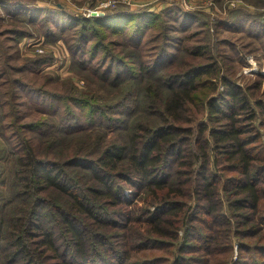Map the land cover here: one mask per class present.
I'll return each instance as SVG.
<instances>
[{"label":"trees","instance_id":"16d2710c","mask_svg":"<svg viewBox=\"0 0 264 264\" xmlns=\"http://www.w3.org/2000/svg\"><path fill=\"white\" fill-rule=\"evenodd\" d=\"M248 1L212 19L0 0L16 49L63 38L62 67L103 89L26 88L14 69L54 56L12 63L0 31V264H264V72L238 81L211 31L255 27L264 59ZM23 86L49 111L23 120Z\"/></svg>","mask_w":264,"mask_h":264},{"label":"rangeland","instance_id":"374dc122","mask_svg":"<svg viewBox=\"0 0 264 264\" xmlns=\"http://www.w3.org/2000/svg\"><path fill=\"white\" fill-rule=\"evenodd\" d=\"M105 1L109 0H37L40 5L55 6L57 2L64 3L71 11L84 15H104L122 6H131L133 9L149 7L150 10L160 11L164 7L176 3L188 9H202L212 19L227 15L228 10L234 7H242L248 10L256 9V6L248 0H118L115 4L101 7V4ZM0 8L5 13L4 5H0ZM98 10L103 13H100ZM95 11L98 12L96 13ZM6 26L11 28L10 22L8 24L6 22ZM6 26L0 24V31L3 32L1 37L6 38L8 42L6 44L10 46L9 51L13 53L11 57L12 63L16 60L17 62H25L23 57L35 56V54L40 53L53 54L54 56V59L41 64L38 68H33L28 65L26 69L24 68L21 71L17 68L14 69L16 75H21L22 79L25 80L24 86L26 88L30 87V85H35L49 90H61L63 88L62 81L52 80L48 77V75H56L61 78L71 77L72 82L85 91H92L95 87L103 91L102 87L99 88L75 70L69 69L70 66L62 67L65 58L69 56V46L63 38H60L54 43L44 38V35H25L19 41L18 49H16V41L7 37L11 34V31H8L9 29ZM211 31L214 34L213 36H219L224 41L222 49L227 54L229 62L231 61L233 64L238 81L252 80L259 72H264V59H262L263 33L258 31V29L255 27H246L243 30H219L217 33L214 30V26H212ZM194 40L197 41L198 38L194 37ZM1 62L3 64V61ZM69 62H71L70 58ZM24 86L22 90L23 103L20 109L23 120L38 118L40 114L49 111L48 106L37 104L36 102L38 101L36 98L40 97L32 93L29 89L26 90ZM56 103H59V101H56ZM129 190L127 189L126 191L129 192ZM236 255L237 252L235 257Z\"/></svg>","mask_w":264,"mask_h":264},{"label":"built area","instance_id":"2783aa9c","mask_svg":"<svg viewBox=\"0 0 264 264\" xmlns=\"http://www.w3.org/2000/svg\"><path fill=\"white\" fill-rule=\"evenodd\" d=\"M118 1V0H109V1H105L101 4V7H106V6H109L111 4H115V2ZM99 11V10H98ZM96 11V12H98ZM100 12V11H99Z\"/></svg>","mask_w":264,"mask_h":264},{"label":"water","instance_id":"95a60500","mask_svg":"<svg viewBox=\"0 0 264 264\" xmlns=\"http://www.w3.org/2000/svg\"><path fill=\"white\" fill-rule=\"evenodd\" d=\"M96 12V11H95ZM97 13V12H96ZM100 13H103V12H100Z\"/></svg>","mask_w":264,"mask_h":264}]
</instances>
